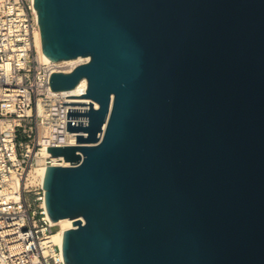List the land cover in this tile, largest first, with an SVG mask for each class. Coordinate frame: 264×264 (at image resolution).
I'll return each instance as SVG.
<instances>
[{"label":"water","instance_id":"1","mask_svg":"<svg viewBox=\"0 0 264 264\" xmlns=\"http://www.w3.org/2000/svg\"><path fill=\"white\" fill-rule=\"evenodd\" d=\"M76 144L47 145L67 264H264V0H34Z\"/></svg>","mask_w":264,"mask_h":264},{"label":"built area","instance_id":"2","mask_svg":"<svg viewBox=\"0 0 264 264\" xmlns=\"http://www.w3.org/2000/svg\"><path fill=\"white\" fill-rule=\"evenodd\" d=\"M33 3L0 0V264H67L50 240L56 223L42 184L46 165L70 164L46 147L76 144L78 132L66 130L68 104L62 100L86 86L55 90L48 78L88 57L44 59ZM37 167L43 173L35 174Z\"/></svg>","mask_w":264,"mask_h":264},{"label":"bare ground","instance_id":"3","mask_svg":"<svg viewBox=\"0 0 264 264\" xmlns=\"http://www.w3.org/2000/svg\"><path fill=\"white\" fill-rule=\"evenodd\" d=\"M36 43H37L38 47H40V49H42V47H41L40 32L37 34ZM41 56L44 59H48L49 60V58L46 56V54L43 52V50H41ZM74 58H78V56L77 57H74ZM74 58H67V59L73 60ZM86 83H87L86 82V78L82 77L79 80V82L74 87H76L77 89H81V88H84L86 86ZM64 90H72V89L71 88H68V89H64ZM41 173H43V169L37 167L35 169V174L38 175V174H41ZM72 220L73 219H71L69 217H62V218H59L58 220L55 221L56 224L58 222H61V221H65L66 222L63 227L57 228V229L55 228V230L53 231V234H52V236L50 238V240L52 242H55V243L59 244V246L61 247V249H62V230L72 227L73 226Z\"/></svg>","mask_w":264,"mask_h":264},{"label":"rangeland","instance_id":"4","mask_svg":"<svg viewBox=\"0 0 264 264\" xmlns=\"http://www.w3.org/2000/svg\"><path fill=\"white\" fill-rule=\"evenodd\" d=\"M65 221H61V222H58L57 224H56V229L57 228H61V227H63L64 225H65Z\"/></svg>","mask_w":264,"mask_h":264}]
</instances>
